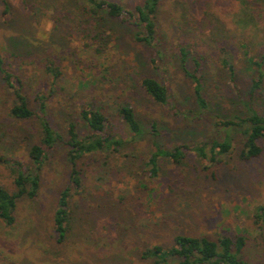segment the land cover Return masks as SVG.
<instances>
[{"label": "rangeland", "instance_id": "rangeland-1", "mask_svg": "<svg viewBox=\"0 0 264 264\" xmlns=\"http://www.w3.org/2000/svg\"><path fill=\"white\" fill-rule=\"evenodd\" d=\"M113 1L130 10L144 2ZM80 5L79 0H0L5 67L21 78L36 113L37 95L49 97L48 120L65 138L70 123L82 135L88 133L80 116L84 107L101 106L117 118L108 107L117 98L135 106L144 134L134 141L128 137L121 154L107 165L104 155L80 161L83 187L80 193L72 188L73 221L64 243L57 242L53 219L59 194L70 184V169L66 149H50L38 196L19 201L13 226L0 219V264H152L143 251L167 248L177 234L214 241L223 234H245L244 259L264 264V227L256 219L257 208L264 207V153L251 161L240 159L243 129L230 132L232 153L218 163L201 165L193 151L182 164L162 159L159 177L142 172L155 143L194 148L224 136L215 127L218 121L246 118L244 96L251 91L252 77L258 78L248 58L263 62L264 69V0H163L157 26L164 47L156 62L151 49L136 42L130 28L118 21H108L103 56L94 57L87 45L97 49L98 42L80 33ZM179 44L199 51L204 60L205 110L182 71ZM222 49L234 65V76L220 64ZM51 60L62 72L56 83L46 73ZM189 66L192 70L190 59ZM144 77L167 86L169 104L155 103L145 94L140 85ZM253 103L264 115V82ZM12 104L0 73V185L10 191L15 190L14 177L3 160L33 167L29 150L40 141L41 129L37 117L13 119Z\"/></svg>", "mask_w": 264, "mask_h": 264}, {"label": "trees", "instance_id": "trees-1", "mask_svg": "<svg viewBox=\"0 0 264 264\" xmlns=\"http://www.w3.org/2000/svg\"><path fill=\"white\" fill-rule=\"evenodd\" d=\"M162 1L144 0L141 5L130 10L120 2L113 0H79L81 3L79 6L81 15L79 23L82 25L80 33L85 39L90 37L98 42L96 43L98 44L97 49H94L95 44H88L87 48H92L94 57L102 58V50L104 49L102 41H106L107 38L104 36L107 23L108 21H118L130 28L136 42L151 49L152 61L156 62L157 55L161 53V49L164 47L157 26V15ZM5 5V13H8L9 6L8 4ZM188 47L179 44L180 65L184 75L193 84L194 94L201 109L205 110L208 108V101L203 92L205 75L201 73L204 60L199 51H194ZM222 51L223 54L219 57L220 64L231 76H234V65L225 54L226 50L222 49ZM189 59L192 61V70L189 68ZM248 60L257 67L258 78L252 77L251 91L244 96L245 108H247L246 118L234 115L232 118L218 121L215 127L219 128L224 136H214L194 148L186 145L166 148L155 143V150L147 157L144 166H142L143 175L149 178L159 177L162 159H170L176 164H182L193 151L198 157L196 162L201 165L207 161L218 163L221 157L232 153L233 143L230 132L235 128L243 129L246 136L239 154L241 160L251 161L264 153V115L259 114L253 106L255 93L262 88L264 82L263 62L253 58H248ZM0 73L3 75L6 88L13 95L10 116L17 120H29L37 117L41 121L40 141L33 144L29 150L33 167H28L17 160H3L11 169L15 190L10 191L0 185V219L9 226L15 224V213L19 201L23 198L34 199L39 194L41 187L40 172L49 158V150L61 146L66 149V159L70 169V184L59 194L53 223L57 242L64 243L73 221L70 200L73 195L72 188L77 193L83 187V171L80 168V161L86 156L104 155V164L107 165V161L112 157L121 154L128 137L134 141L142 136L144 130L136 113V108L130 100L117 98L113 104L108 106L117 117L114 119L107 111L104 112L105 109L101 106L84 107L80 111V116L86 122L88 133L82 135L77 125L70 123L67 128V138H65L48 120L46 101L49 97L43 94L37 95L36 102L39 105V110L36 113L31 108L29 99L24 93L21 78L5 67L1 55ZM46 73L53 78L54 83L62 74L60 67L54 60L46 64ZM140 85L145 94L155 103L169 104V90L157 78L144 77ZM172 110L176 113L175 107H172ZM151 127L153 134L158 136L156 125L152 124ZM256 219L264 227V207L257 208ZM247 242L248 237L245 234L235 236L223 234L219 236L217 241L204 236L177 234L171 246L147 248L143 251L142 256L144 259L153 260L152 264H170L172 260L177 261L178 264H249L243 255Z\"/></svg>", "mask_w": 264, "mask_h": 264}]
</instances>
